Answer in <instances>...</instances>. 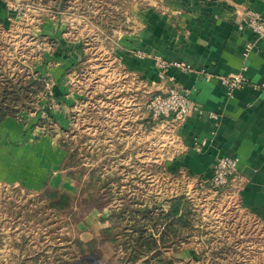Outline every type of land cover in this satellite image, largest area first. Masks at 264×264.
I'll list each match as a JSON object with an SVG mask.
<instances>
[{
    "label": "rangeland",
    "instance_id": "374dc122",
    "mask_svg": "<svg viewBox=\"0 0 264 264\" xmlns=\"http://www.w3.org/2000/svg\"><path fill=\"white\" fill-rule=\"evenodd\" d=\"M1 1L0 107L19 133L0 143V264H264V224L233 190L166 174L171 130L147 105L175 87L176 62L141 49L134 17L162 0ZM145 59L155 79L128 64ZM53 189L76 197L69 208L51 206ZM174 198L180 219L165 216Z\"/></svg>",
    "mask_w": 264,
    "mask_h": 264
},
{
    "label": "crops",
    "instance_id": "0c3cea01",
    "mask_svg": "<svg viewBox=\"0 0 264 264\" xmlns=\"http://www.w3.org/2000/svg\"><path fill=\"white\" fill-rule=\"evenodd\" d=\"M162 3L166 7L164 13L151 6L134 15L144 27L140 46L165 60L185 62L192 68L189 72L172 68L168 76L175 86L188 92L194 103L182 123L162 122L171 130L169 143L173 146L172 154L164 161L166 174L210 179L218 159L235 157L239 179L226 188L233 190L245 210L264 224V37L257 38L243 27L248 11L264 17V0ZM3 9L4 2L0 0V17ZM64 58L73 59L76 64L81 60L78 50L65 53ZM128 64L131 70L155 79L149 59ZM233 76L242 77L244 84L229 93L223 79ZM3 121L0 143L5 144L4 131L5 136L12 128L19 131L10 118ZM135 130L131 133L136 142L130 143L133 149L141 145L140 135L136 136L139 125ZM122 132L121 137L127 133ZM153 132L147 135L155 136ZM118 144L120 149L127 148L123 147V140Z\"/></svg>",
    "mask_w": 264,
    "mask_h": 264
},
{
    "label": "built area",
    "instance_id": "2783aa9c",
    "mask_svg": "<svg viewBox=\"0 0 264 264\" xmlns=\"http://www.w3.org/2000/svg\"><path fill=\"white\" fill-rule=\"evenodd\" d=\"M5 1V0H4ZM247 19L244 22V28L250 30L257 38L264 37V17L248 11L246 12ZM160 70L165 71L170 64L158 62ZM171 66L179 70L189 72L192 68L186 63H174ZM207 76L208 73L201 72ZM171 82L173 79H169ZM229 93L243 87L244 81L240 76L226 77L223 79ZM147 108L152 115L154 121L163 123L174 122L176 125L182 123L186 116L194 109V103L190 99L187 91L178 88L177 86L169 89L165 94L152 96L149 100ZM198 148V147H197ZM237 162L235 157H221L212 170L210 179H199L197 184L200 187H211L215 190H220L227 187L230 183L236 182L239 179L237 175Z\"/></svg>",
    "mask_w": 264,
    "mask_h": 264
},
{
    "label": "trees",
    "instance_id": "16d2710c",
    "mask_svg": "<svg viewBox=\"0 0 264 264\" xmlns=\"http://www.w3.org/2000/svg\"><path fill=\"white\" fill-rule=\"evenodd\" d=\"M5 109H3V107H0V123L8 118V115H5ZM51 194L50 197L55 198L57 197V201H55L54 203L51 204L52 207H54L55 209H65V208H69L70 207V203L71 201H73L74 198L67 193H64L61 190H57V189H53L51 190ZM181 199L180 198H174L169 202V211L165 212V216L166 218L175 217V218H181L182 216V209H181ZM173 228V223L168 225L167 229H171ZM108 231V230H106ZM146 239H143V237L141 236L140 233H138L136 235V241L139 244V249L138 250H142L141 252L146 253L147 254H152L154 252L157 251V249L160 246V240L159 239H153L150 237H145ZM136 247V245L134 246ZM134 253H136V251L134 250ZM141 254H138V256H135L134 258H132V262L135 261H140L141 260ZM140 258V260H138L137 258ZM143 264V263H142Z\"/></svg>",
    "mask_w": 264,
    "mask_h": 264
}]
</instances>
